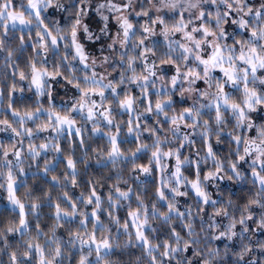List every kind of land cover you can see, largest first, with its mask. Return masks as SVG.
Instances as JSON below:
<instances>
[{"label": "clouds", "instance_id": "clouds-1", "mask_svg": "<svg viewBox=\"0 0 264 264\" xmlns=\"http://www.w3.org/2000/svg\"><path fill=\"white\" fill-rule=\"evenodd\" d=\"M0 264H264V0H0Z\"/></svg>", "mask_w": 264, "mask_h": 264}]
</instances>
